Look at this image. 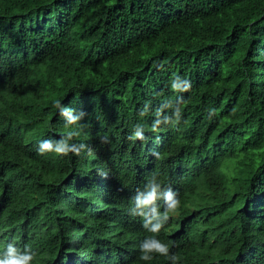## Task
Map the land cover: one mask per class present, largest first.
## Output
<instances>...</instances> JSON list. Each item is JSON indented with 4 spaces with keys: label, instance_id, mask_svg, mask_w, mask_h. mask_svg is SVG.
Returning <instances> with one entry per match:
<instances>
[{
    "label": "trees",
    "instance_id": "16d2710c",
    "mask_svg": "<svg viewBox=\"0 0 264 264\" xmlns=\"http://www.w3.org/2000/svg\"><path fill=\"white\" fill-rule=\"evenodd\" d=\"M6 43L32 61L24 106L8 103L9 116L0 108V185L14 183L0 202V250L14 241L36 253L33 264H80L97 243L102 264H171L138 259L153 234L125 215L141 170L183 187L158 234L179 264H264V0H0ZM41 72L46 89L30 87ZM56 100L85 113L76 142L91 147L90 166L71 175L79 202L103 196L94 213L53 183L52 169L75 155L37 151L73 130ZM137 126L146 140L181 133L164 132L153 158L129 139ZM36 172L41 181L26 183Z\"/></svg>",
    "mask_w": 264,
    "mask_h": 264
},
{
    "label": "clouds",
    "instance_id": "9594fccd",
    "mask_svg": "<svg viewBox=\"0 0 264 264\" xmlns=\"http://www.w3.org/2000/svg\"><path fill=\"white\" fill-rule=\"evenodd\" d=\"M173 88H181L179 82H173ZM186 90V89H185ZM55 108L61 117L64 118L65 127H71L73 130L69 131L66 135H63L59 139L47 138L42 139L39 142L37 151L39 154L44 155L47 153H52L58 156L68 157L71 155L81 156L80 158H75L72 163H77L76 166L70 165L67 169V177L72 179L71 172L79 173L84 176L85 172L89 169V160L91 153V147L86 143L76 142V138L79 137L86 127L81 120L85 115L84 112H77L76 108L65 106L61 100L55 101ZM156 123H159L157 121ZM173 131L172 133H181V130L177 128L163 129L157 131L153 137L149 136L148 140L145 139V129L142 126H137L129 137V139L136 141H143V150L151 151V157L158 158L159 154L156 153L164 140L162 139L163 133ZM229 164V161L226 162ZM141 168V167H140ZM225 177H230L231 173L227 170ZM63 188L66 192H73V207H77V203H81V209L86 208L88 205L90 211L93 213L97 211L99 202L103 201V196L99 197V201L89 198H82L79 202L76 194L77 189L80 188L78 182H73L72 184L63 181ZM183 191V187L180 182L163 184L156 180V174L153 173L148 179L142 174L140 170V181L136 189H134L130 195L127 197V201L130 206V213L133 216H139L142 218L143 228L153 235L147 236L142 242L139 243V256L140 261H151L154 259V255L158 254L160 256L167 257L171 261V264H179L180 257L175 254H170V248L167 243L158 238V234L164 229L166 222L169 220L170 216L175 213V211L180 206V195ZM165 205V211L160 212L159 209L162 205ZM24 242H21L23 245ZM36 253L29 247L25 246L23 248L19 247L14 241L9 242L7 246L0 250V264H33ZM64 264H68L65 262ZM80 264H84L81 263Z\"/></svg>",
    "mask_w": 264,
    "mask_h": 264
},
{
    "label": "bare ground",
    "instance_id": "6f19581e",
    "mask_svg": "<svg viewBox=\"0 0 264 264\" xmlns=\"http://www.w3.org/2000/svg\"><path fill=\"white\" fill-rule=\"evenodd\" d=\"M39 54H40V58L44 56V54H42V53H39ZM31 61H32V59L30 58L29 52L25 51L22 48L12 47L8 43L0 46V96L8 94V98L5 99V103H7V104L1 105L0 108L8 116H9V113L7 110L8 103H11L15 107H20V108H22L24 106L23 98H24L26 91H27V82H26L27 74L26 73L29 69L28 65H29V63H31ZM39 68H41V67H39ZM150 68H148V71L150 70ZM88 74H89V78L93 77L95 79V78L101 77V75L99 74L98 71L94 72L91 70V71H88ZM49 77H50V74H48L46 72L34 73L29 78L28 85L34 89H46V87L48 85ZM8 87H10L11 90H8ZM81 156H73L71 159L67 160V162H65L61 168L52 169V171L55 173V177L53 178V183H54L55 187L57 185H59L60 182H63V181H66L70 184H72L74 182L72 179H69L67 177V169L71 165V163L74 161L75 158H80ZM44 169H45V167H43V170ZM94 180L95 179L88 180V181H94ZM38 181L40 182L41 179H40V174L37 172L32 173L30 176H28L26 178V183H37ZM13 184H14L13 181L10 180L9 183L0 185V197H1L0 202L2 204L4 203V200L8 203L10 202V196H11L10 194L14 191ZM202 186L203 185H201V187ZM203 192H204V190H203ZM197 194H199V191ZM57 205H59V204H57ZM57 211H58V209H57ZM125 217H128L132 221H137L139 219V216H133L130 213V211H128L126 213ZM135 224L136 223H134L133 225H135ZM58 229H60V227H58ZM132 232H134V231H132ZM135 239H138V238L136 237ZM78 243H80V242H78ZM89 244H90V246L86 250V253L81 255L78 258V262H81L84 264H102V260H103L104 255H105V251L103 250V248L101 247L100 244H97V243H89ZM96 244L99 245V248L96 251H92V247ZM137 246H138V244H137ZM75 263H72L71 261L68 262V264H75Z\"/></svg>",
    "mask_w": 264,
    "mask_h": 264
}]
</instances>
